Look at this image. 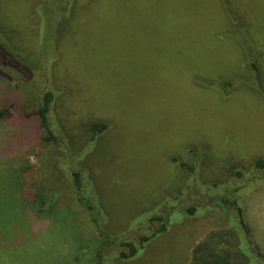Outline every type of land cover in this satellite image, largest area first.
Here are the masks:
<instances>
[{
    "label": "rangeland",
    "instance_id": "obj_1",
    "mask_svg": "<svg viewBox=\"0 0 264 264\" xmlns=\"http://www.w3.org/2000/svg\"><path fill=\"white\" fill-rule=\"evenodd\" d=\"M20 15L24 44L4 43L0 64V264H88L79 244L100 232L151 234V217L192 205L137 257L104 264H188L208 232L238 224V205L241 248L264 264L250 242L264 253V0H74L41 44ZM48 90L60 139L46 144L32 133Z\"/></svg>",
    "mask_w": 264,
    "mask_h": 264
},
{
    "label": "trees",
    "instance_id": "obj_2",
    "mask_svg": "<svg viewBox=\"0 0 264 264\" xmlns=\"http://www.w3.org/2000/svg\"><path fill=\"white\" fill-rule=\"evenodd\" d=\"M3 1L5 0H0V64L2 65L10 64L8 59L11 58V54L6 49L7 47L5 48L4 43L8 46L12 43L17 45H20L21 43L24 44L21 39V10L22 13L23 9L25 13H27L28 22L32 27L31 30H33L32 34H34V37H36L39 44H41L48 29L49 31H52L50 34L51 37L49 36L51 39L56 37L57 30L55 27L57 25H67L69 11L74 3V0H25L24 4H20V0H6V7H4L2 4ZM59 32L60 35H62L63 30L61 29ZM242 35L245 36L243 32ZM241 41L244 42L245 47H247V45L249 47L246 38L243 37ZM246 53L248 55L250 54L248 50H246ZM54 100L55 93L52 90L45 91L41 97L40 103L34 108L38 119L39 129L38 132L32 133V137L46 144L57 143L60 139L50 120V113ZM5 115L6 111L0 108V119L4 118ZM106 129V124L95 126L93 137L102 133ZM5 150L8 151L9 146ZM257 164L264 167V158H260L257 161ZM72 175L74 184L79 190L78 195L80 202L86 204L87 207L92 210L94 206L89 203L90 198L83 193L86 183L84 182L82 171L80 169H74ZM43 188L45 190L46 186L43 185L38 187L37 191ZM41 195L45 196L44 194ZM53 197L54 194H50L46 198H42L41 196V201L34 202L36 211L38 213L43 212L44 210L42 206L46 203L45 201L47 198L51 200ZM228 202L229 200L226 199V197L221 196L219 204H212L211 207L214 206L213 209L215 207L224 209V204ZM238 203V201H235V204ZM211 207L209 206V210L212 209ZM238 208L241 213V219L238 224L230 218L234 227L233 229H213L208 232L207 235L199 240L192 248L191 259L188 264H252L250 256L241 248V240L239 238V229H241V226H244L243 228L246 229L248 233H251V228L243 217V209L240 205H238ZM197 211V207L192 205L187 207L182 214H176L178 211H175L172 212V215L169 214L166 215V217L161 214L154 215L150 218L152 224H157L154 231L151 234H142L136 238L114 239L112 235L105 230V232H100L98 238L92 240V242L86 247V250H84L82 244H79L81 246L80 249L83 251L82 253H85L89 249L91 250L87 255L88 264H104L108 255H111L112 259L114 258V261L133 259L141 253L146 244L149 243L153 237H157L168 230L169 221H171L172 216H183L185 213L187 215H196ZM250 242L253 250L264 260V253H262L259 246L253 239H250ZM79 260L74 264H79Z\"/></svg>",
    "mask_w": 264,
    "mask_h": 264
}]
</instances>
